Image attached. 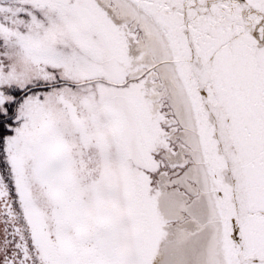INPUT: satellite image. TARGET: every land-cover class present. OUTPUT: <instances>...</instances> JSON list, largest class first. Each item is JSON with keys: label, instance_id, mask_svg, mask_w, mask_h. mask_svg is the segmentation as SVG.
Listing matches in <instances>:
<instances>
[{"label": "snow or ice", "instance_id": "snow-or-ice-1", "mask_svg": "<svg viewBox=\"0 0 264 264\" xmlns=\"http://www.w3.org/2000/svg\"><path fill=\"white\" fill-rule=\"evenodd\" d=\"M0 264H264V0H0Z\"/></svg>", "mask_w": 264, "mask_h": 264}]
</instances>
